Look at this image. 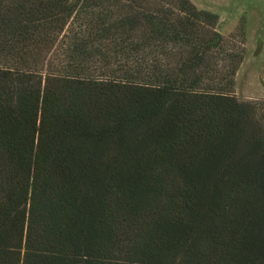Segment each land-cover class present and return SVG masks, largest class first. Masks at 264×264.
Wrapping results in <instances>:
<instances>
[{
  "label": "trees",
  "instance_id": "obj_1",
  "mask_svg": "<svg viewBox=\"0 0 264 264\" xmlns=\"http://www.w3.org/2000/svg\"><path fill=\"white\" fill-rule=\"evenodd\" d=\"M191 0H0V264H264V104Z\"/></svg>",
  "mask_w": 264,
  "mask_h": 264
},
{
  "label": "rangeland",
  "instance_id": "obj_2",
  "mask_svg": "<svg viewBox=\"0 0 264 264\" xmlns=\"http://www.w3.org/2000/svg\"><path fill=\"white\" fill-rule=\"evenodd\" d=\"M219 16L218 30L244 40L246 54L236 76L235 94L242 101L264 104V0H191Z\"/></svg>",
  "mask_w": 264,
  "mask_h": 264
}]
</instances>
